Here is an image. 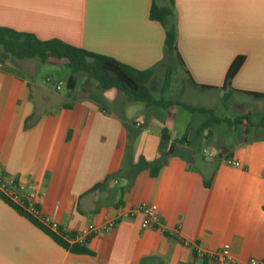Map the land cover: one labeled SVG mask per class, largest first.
I'll list each match as a JSON object with an SVG mask.
<instances>
[{"label":"crops","instance_id":"obj_1","mask_svg":"<svg viewBox=\"0 0 264 264\" xmlns=\"http://www.w3.org/2000/svg\"><path fill=\"white\" fill-rule=\"evenodd\" d=\"M153 2L169 5L0 0V27L146 71L158 67L165 51V29L150 19ZM173 12L184 64L176 71L185 79L177 97L172 85L166 97L248 119L208 128L206 114L147 110L116 89L93 98L79 77L75 90L61 95L62 82L58 90L40 72L47 63L62 70L65 62L18 60L0 49V175L17 179L67 236L116 221L88 239L93 255L73 254L0 197V264H203L197 250L225 251L238 263L264 261V129L252 124L264 115V100L246 94L264 95V0H175ZM239 57L231 89H222ZM187 73L214 89L193 87ZM157 76L149 84L155 96L164 86V80L153 86ZM165 155L153 178L147 164ZM228 159L241 167L228 166ZM147 207L159 214L156 227H144ZM122 209L132 216L119 218Z\"/></svg>","mask_w":264,"mask_h":264},{"label":"trees","instance_id":"obj_2","mask_svg":"<svg viewBox=\"0 0 264 264\" xmlns=\"http://www.w3.org/2000/svg\"><path fill=\"white\" fill-rule=\"evenodd\" d=\"M167 7H160L153 2L150 19L159 22L165 29V51L164 59L158 67L146 71H139L130 66L124 65L112 58L88 52L82 48L66 44L60 40L42 41L36 36L28 33H22L13 29L0 27V49L6 56L18 60H40L47 63L49 60H58L66 63L70 71V77L67 81V90L73 92L77 85L78 76L84 74L86 76V86L95 88L90 95L95 98L97 91L103 93L109 90H119L129 104L142 103L147 110L162 109L168 113L173 112L177 108H184L190 113H202L210 116L207 127L213 125L224 124L227 126H237L241 120L248 117H239L238 119H228L220 117L212 109L195 107L186 103L171 100L166 97V92L172 85V77L177 65L184 67L181 56L177 47V29L175 24V15L173 7L175 0H168ZM243 57L237 58L229 71L227 72L225 83L222 89L230 88L235 75L243 64ZM162 68L164 70V86L159 96H155L149 84L154 77L156 70ZM188 74V73H187ZM189 83L196 88L203 90H211L214 88L203 87L193 82L190 75ZM93 84V85H92ZM85 88V87H84ZM87 90V89H86ZM256 100H264L263 94L246 93ZM255 127L264 129V115L252 123ZM162 132V139L169 141ZM167 155L158 158L154 163L147 164V168L151 170V176L156 178L161 169L167 163ZM0 197L13 207L21 216L26 217L34 225L48 233L60 246L64 249L78 255H93L85 244H69L67 241L46 229L37 219L24 211L18 205L14 204L10 199L0 192ZM73 236V235H72ZM71 236V237H72ZM203 264H208V259H203Z\"/></svg>","mask_w":264,"mask_h":264},{"label":"built area","instance_id":"obj_3","mask_svg":"<svg viewBox=\"0 0 264 264\" xmlns=\"http://www.w3.org/2000/svg\"><path fill=\"white\" fill-rule=\"evenodd\" d=\"M48 82H52V80L48 79ZM57 89H61V83H58ZM226 164L231 167H241L240 161L235 159H228L226 161ZM0 192L5 195L8 199H10L14 204L18 205L24 211L29 213L32 217L37 219L46 229L61 237L71 245L85 244L87 239H89L92 235L98 233L99 230H111L116 224L115 220H111L108 221V223H106L102 229H98L95 226H89L84 232L77 236H67L63 233L58 223L54 222L49 217H44L41 215L40 211L35 205V197L24 194L22 192V187L17 179L6 178L0 175ZM142 213L144 215L145 228H153L159 224L160 218L155 207H147L142 210ZM124 215L128 218L132 216L130 212H127L124 209L120 210L118 213L119 218ZM196 255L198 259H208L214 264H264V261H257L255 259H252L246 263H238L230 256L229 253L225 251H220L216 253H205L204 251L197 250Z\"/></svg>","mask_w":264,"mask_h":264},{"label":"rangeland","instance_id":"obj_4","mask_svg":"<svg viewBox=\"0 0 264 264\" xmlns=\"http://www.w3.org/2000/svg\"><path fill=\"white\" fill-rule=\"evenodd\" d=\"M167 0H157V3L161 6H163L164 4H166ZM58 64H45V65H42L41 67V72H40V78L44 79L46 77H49L48 79H51L52 82L51 83H55L57 84L58 81H61L62 84H63V91L60 92L61 95H67L68 94V91L66 89V81L64 78H66L67 76H70V72L69 70H67V68L63 67V69L61 70L58 66ZM159 71H161V75L158 74ZM67 74V76H66ZM159 75L157 76V80H156V84H153V86H156V88H158V86H160L161 84V81L164 80V70L162 68H159L156 70V73L155 75ZM79 79L81 80L82 78L84 79V82H83V89H84V92H88V93H91V90H95L94 87H90V86H86V76L84 74H81L78 76ZM41 79V80H42ZM48 79L47 82H48ZM182 79H185V75L182 71H176L175 69V72L173 74V77H172V87H173V90H174V93H175V97H177L179 95V92H180V85H179V82H183ZM85 87V88H84ZM87 89V90H86ZM182 98L184 99H188V100H191V101H194V102H197V99H191L193 96L191 93H185V94H182L181 95ZM206 99V98H205ZM205 99H201L199 101L198 99V102H203ZM212 102V101H210ZM237 103H238V108L236 110H239L240 108V105L242 104V102L240 100L237 99ZM213 105L216 104V102L213 101L212 103ZM134 106L137 105V107H140L142 106L143 104L142 103H137V104H133ZM192 106V105H191ZM225 112L222 110L219 112V116H224Z\"/></svg>","mask_w":264,"mask_h":264}]
</instances>
